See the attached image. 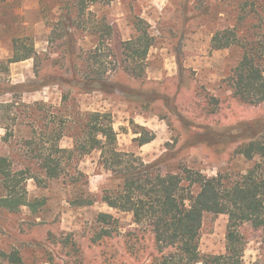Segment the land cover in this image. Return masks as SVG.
Segmentation results:
<instances>
[{
    "label": "rangeland",
    "instance_id": "rangeland-1",
    "mask_svg": "<svg viewBox=\"0 0 264 264\" xmlns=\"http://www.w3.org/2000/svg\"><path fill=\"white\" fill-rule=\"evenodd\" d=\"M137 18L149 23L155 38L141 79L124 70V43L136 37ZM103 22L113 28L112 35H101ZM225 31L234 33L235 42L213 49L214 36ZM16 40L34 48L36 59L9 63ZM246 50L264 70V0H116L91 5L82 15L76 0H0V92H8L0 94V155L9 157L15 169L31 168L45 178L50 158L36 150L49 147L45 133L60 129L64 120L61 147L70 149L75 129H68L69 121L103 112L113 117L119 149L149 164L162 159V173L187 167L206 180L220 175L238 180L258 158L248 161L237 154L238 145L226 136L249 139L264 133V103L244 104L230 87ZM100 74L107 85L92 90L86 82ZM22 85L34 90L16 87ZM153 92L166 102L154 101ZM206 94L220 102L215 115L209 113ZM152 136V142L140 145L139 138ZM75 164L45 185L27 182L29 199L45 201L38 213L26 207L17 213L0 209V264H11L3 253H17L23 264H146L148 258L139 263L125 250L127 235H145L154 253L146 225L138 226L133 215L102 201L104 191L118 182L101 166L100 152L77 163L89 177L87 189L96 201L91 207L72 204L83 190L72 181ZM100 213L114 215L122 229L94 244ZM228 225V215H205L203 258L227 253ZM241 232L247 243L243 263L264 264V228L245 224ZM67 238L71 244L65 247L60 241Z\"/></svg>",
    "mask_w": 264,
    "mask_h": 264
},
{
    "label": "trees",
    "instance_id": "trees-1",
    "mask_svg": "<svg viewBox=\"0 0 264 264\" xmlns=\"http://www.w3.org/2000/svg\"><path fill=\"white\" fill-rule=\"evenodd\" d=\"M116 0H76V8L80 14H85L91 5L109 4ZM67 18V16H63ZM104 24V26H102ZM99 32L103 37L113 34V28L103 22ZM137 35L124 43V70L134 78H143L146 73V60L155 45V38L150 32V25L142 18L136 20ZM235 42L233 32L217 33L213 38V49L229 48ZM34 48H29L22 40L15 41V55L9 63H18L36 59ZM39 72H37L38 74ZM87 85L92 90L97 86H106L104 74L88 78ZM73 82V81H72ZM233 97L247 105L264 103V70L257 63L256 57L250 50L233 71L230 78ZM78 83V81H76ZM94 83V84H93ZM96 84V86H94ZM23 92L34 88L30 85ZM101 88V87H100ZM8 93L2 91L0 94ZM150 94L156 102H166L165 96L159 92ZM150 101H146V104ZM210 115H215L219 100L210 94L205 95ZM43 110V107L39 108ZM82 120H70L68 129L73 139L72 148H62L61 141L66 137L65 121L61 120L60 129L53 128L49 135V147L43 144L36 148L40 155H47L50 163L45 165V178L33 174L31 168L15 169L9 157L0 155V181L4 195L0 196V209L17 213L26 207L36 214L45 206V201H31L28 196L27 182L34 180L38 186L45 185L47 180H58L68 171L72 163H76V176L73 184L81 188L80 196L72 200L78 207H91L96 201L88 191L89 177L77 167V163L86 156L100 152V164L103 169L112 174L118 182L115 189H106L102 201L109 207L121 213L133 215L134 222L146 225L147 232L153 237V251L145 244L146 236L127 235L126 253L137 262L146 264H244L246 240L241 232L245 224L254 228H264V133L258 137L245 139L244 135H229L231 143L238 145L236 152L248 161L258 162L238 180H231L223 175L216 179H203L200 172L182 168L179 173H162L159 160L156 163H146L141 157L122 152L118 145V133L114 128L113 117L110 113L86 112L80 114ZM154 140L139 138L140 145H146ZM32 146V145H31ZM72 168V167H71ZM198 187L199 192L194 193ZM228 215L227 253L224 255L203 258L200 252V234L205 215ZM120 221L112 214L100 213L98 224L100 231L93 239L94 244H100L105 239L118 235L122 229ZM60 243L68 247L71 241L67 238ZM11 264H23V259L17 253L2 254Z\"/></svg>",
    "mask_w": 264,
    "mask_h": 264
}]
</instances>
